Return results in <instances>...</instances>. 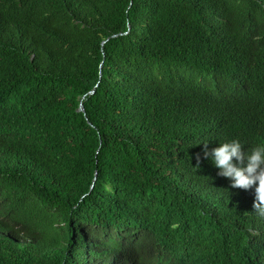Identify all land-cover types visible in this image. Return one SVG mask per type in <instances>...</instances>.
I'll use <instances>...</instances> for the list:
<instances>
[{"label": "trees", "instance_id": "16d2710c", "mask_svg": "<svg viewBox=\"0 0 264 264\" xmlns=\"http://www.w3.org/2000/svg\"><path fill=\"white\" fill-rule=\"evenodd\" d=\"M231 140L264 144V0H0V264H264Z\"/></svg>", "mask_w": 264, "mask_h": 264}, {"label": "clouds", "instance_id": "9594fccd", "mask_svg": "<svg viewBox=\"0 0 264 264\" xmlns=\"http://www.w3.org/2000/svg\"><path fill=\"white\" fill-rule=\"evenodd\" d=\"M205 159H211L218 175L231 181V187L236 189H255L253 208L260 216H264V144L246 151L239 140L220 143L208 150L204 144ZM200 157L197 156V160Z\"/></svg>", "mask_w": 264, "mask_h": 264}, {"label": "water", "instance_id": "95a60500", "mask_svg": "<svg viewBox=\"0 0 264 264\" xmlns=\"http://www.w3.org/2000/svg\"><path fill=\"white\" fill-rule=\"evenodd\" d=\"M113 37H115V36H113ZM93 93H94V91H91L89 94L92 95ZM78 111L81 113H84L82 104H80Z\"/></svg>", "mask_w": 264, "mask_h": 264}]
</instances>
